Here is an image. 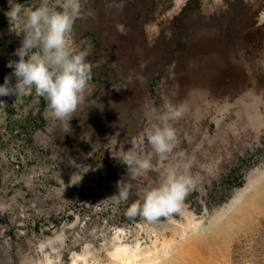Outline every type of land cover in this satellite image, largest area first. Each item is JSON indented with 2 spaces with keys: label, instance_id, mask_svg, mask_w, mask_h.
Returning <instances> with one entry per match:
<instances>
[{
  "label": "rangeland",
  "instance_id": "1",
  "mask_svg": "<svg viewBox=\"0 0 264 264\" xmlns=\"http://www.w3.org/2000/svg\"><path fill=\"white\" fill-rule=\"evenodd\" d=\"M81 5L70 38L88 51L91 80L71 127L34 90L0 96V264H135L128 253L137 264H264V0ZM8 9L0 0V84L23 39ZM165 102L187 105L170 122L173 151L127 176L114 157ZM177 163L195 178L182 204L153 222L128 216ZM73 172L82 179L70 185ZM122 178L127 201L104 202Z\"/></svg>",
  "mask_w": 264,
  "mask_h": 264
},
{
  "label": "clouds",
  "instance_id": "2",
  "mask_svg": "<svg viewBox=\"0 0 264 264\" xmlns=\"http://www.w3.org/2000/svg\"><path fill=\"white\" fill-rule=\"evenodd\" d=\"M8 5L5 15L12 30L17 35L23 34V39L14 51L19 59L9 60L6 64L12 72L0 84V96L19 98L34 90L47 101L49 116L67 130L71 127L73 113L84 101L91 80L88 51L78 48L70 38L75 19L82 15L81 0H65V10L54 7L53 0H38L37 7H25L18 0H8ZM87 14L93 16L94 11L89 9ZM12 25H18V30ZM186 111V104L170 102H165L162 110L150 109L149 123L138 139L129 141L131 148L125 151L123 146L120 155L114 157L126 165L127 176L135 178L146 174L153 167V155L163 158L173 151L177 133L170 122L180 119ZM138 140H146L152 151L142 154L136 147ZM188 167L180 163L166 167L159 182L144 188L142 197L126 209V214L153 222L174 212L195 185ZM81 179V174L73 172L69 184H77ZM58 183L64 185L60 175ZM130 188L131 185L122 178L117 181V193L103 201L111 204L127 201Z\"/></svg>",
  "mask_w": 264,
  "mask_h": 264
},
{
  "label": "bare ground",
  "instance_id": "3",
  "mask_svg": "<svg viewBox=\"0 0 264 264\" xmlns=\"http://www.w3.org/2000/svg\"><path fill=\"white\" fill-rule=\"evenodd\" d=\"M169 246H170V245H169ZM127 253H128V252H127ZM128 255H129V256L125 257L124 259H125V260H129V261L132 259L133 262H134L135 264H137V262L135 261V260H136L135 258L138 259L140 255L137 254V253H136V254H135V253H132V254H129V253H128ZM122 260H123V259H122ZM139 264H143V263H139Z\"/></svg>",
  "mask_w": 264,
  "mask_h": 264
}]
</instances>
